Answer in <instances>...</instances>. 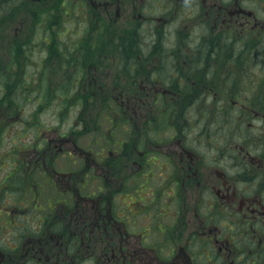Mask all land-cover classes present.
I'll return each mask as SVG.
<instances>
[{"label": "flooded vegetation", "instance_id": "flooded-vegetation-1", "mask_svg": "<svg viewBox=\"0 0 264 264\" xmlns=\"http://www.w3.org/2000/svg\"><path fill=\"white\" fill-rule=\"evenodd\" d=\"M13 5L18 48L48 55L9 63L114 44L59 94L131 117L114 114L127 138L42 135L44 105L21 123L34 136L0 142V264H264V0H0V17ZM209 112L233 120L209 132Z\"/></svg>", "mask_w": 264, "mask_h": 264}, {"label": "rangeland", "instance_id": "rangeland-1", "mask_svg": "<svg viewBox=\"0 0 264 264\" xmlns=\"http://www.w3.org/2000/svg\"><path fill=\"white\" fill-rule=\"evenodd\" d=\"M14 10L15 5L9 8V16L6 18L0 17V72H2L4 67H6L9 69L8 74L11 77V79L4 80V77H2L0 73V120L6 121V124H2L1 126H5L4 128L7 129L6 134H4V132L0 133V139L2 138L0 142L2 145L4 143V147L11 148L21 137L30 138L34 136L35 131H30L27 134L21 133V128L23 127L21 123L31 118L32 113L33 111L35 112L36 108L44 105L47 106L50 111L40 114L39 120L41 122H45L46 124L43 127L41 126L42 135L54 133V136H58L59 132L69 130H77V132H80L83 131L85 125L88 126V132H86L85 137L89 139L92 137H100L98 133H95L94 126L97 128L101 127L99 130H102L103 135H107L113 140H117L118 138H127L130 136V130L122 128V126L125 128L128 127L126 121L117 123L118 125L116 126L118 116H114V114L117 112L119 116L124 115L126 117H131V113L123 114L122 112H118L120 108L117 107L115 103L111 102L110 97L91 95L79 96L76 94H71L73 96H69L70 93H65V95L59 94L62 92V87L66 84L68 89L75 90L83 82L87 81L88 70L90 66L93 65L90 64L92 59L101 56H121L122 53L119 52V49L115 47L114 44L105 41L102 46H95L94 49H79L77 51L78 54L86 58L82 60L73 59L69 65L64 64L63 58L60 59L55 57L54 63L39 64L38 62L30 65L19 64L13 66L9 63L10 57L13 55H15V57L48 55L47 53L42 54L38 51L37 54H33L32 52L28 54L25 52L26 50L18 48L19 39L16 35V30L20 27V18L18 13L13 12ZM35 30L36 28H33L30 25L29 33L23 35V37H26V41L31 39L30 35L34 33ZM78 31H72V45L74 41L77 40L76 36ZM118 31L119 33H122V31ZM93 40L101 43L100 35L98 38L96 37ZM74 50L75 49H73L72 52L73 55L76 52V50ZM63 51L69 55V50L63 49ZM64 69L66 72H64ZM23 71H25L24 74H22ZM80 73H82V76L85 77L86 81H83L84 79L78 80ZM189 99L190 98H183V101L186 103ZM81 104H83V107ZM203 104L208 105L206 104V100H203ZM5 105H9L11 107L5 108ZM1 110L9 112L4 114ZM197 110H199V108ZM165 114L166 113L163 115ZM198 115L200 117L199 120H201L202 113ZM223 115H225V120H233L230 113L209 112L204 117V128H206L209 132H214V129L221 126L216 122L221 120ZM214 117H217L218 119L214 124H209L212 120H214ZM113 118L115 123H112ZM115 127L117 128L115 129ZM48 130H51V132H48ZM228 130H230V133ZM233 132L234 129L232 127L229 129L227 126V133L225 131L222 137L225 142L227 139H233V136H229ZM145 133L144 126H142L141 131H136L134 136L135 138H144ZM226 134L228 136L227 138ZM23 141H25V139ZM142 144H144V141ZM129 171H131V166Z\"/></svg>", "mask_w": 264, "mask_h": 264}]
</instances>
